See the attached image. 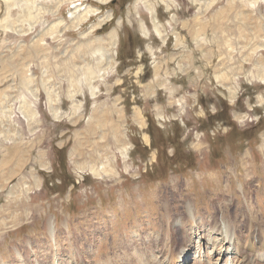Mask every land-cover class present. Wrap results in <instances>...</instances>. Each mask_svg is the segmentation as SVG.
<instances>
[{"label": "rangeland", "instance_id": "1", "mask_svg": "<svg viewBox=\"0 0 264 264\" xmlns=\"http://www.w3.org/2000/svg\"><path fill=\"white\" fill-rule=\"evenodd\" d=\"M224 218L264 263V0H0V264H231Z\"/></svg>", "mask_w": 264, "mask_h": 264}, {"label": "bare ground", "instance_id": "2", "mask_svg": "<svg viewBox=\"0 0 264 264\" xmlns=\"http://www.w3.org/2000/svg\"><path fill=\"white\" fill-rule=\"evenodd\" d=\"M4 2H5V4L7 5L8 3H14V4H17L18 2L19 3H21L22 2V0H3ZM25 1V0H24ZM59 1H61V0H59ZM97 2H100L102 5H104V4H106V3H108L110 0H96ZM27 2V1H26ZM29 2H30V0H29ZM35 2V1H34ZM34 2H33V4H34ZM32 3V2H31ZM56 4V3H55ZM59 4V3H58ZM26 6H27V4H26ZM77 8V7H76ZM84 13H82V14H80V13H77L76 15H75V17H73L74 19H73V21H74V24H75V22H76V24H81L84 20H86L87 18H88V15H90V14H94L95 13V11H98L95 7H90V6H88V7H85L84 8ZM53 12V11H52ZM80 12V11H79ZM74 14V13H73ZM109 17H110V15H106V19H109ZM58 28V27H57ZM64 28V27H63ZM57 32V31H56ZM60 34V33H59ZM58 34V35H59ZM25 162V161H24ZM8 166V165H7ZM184 205H185V211L187 212V216L186 217H181L180 219L182 220V224L184 225V226H186L187 227V225H186V222L190 219V217H191V212H193V217L196 219V215H195V210H194V206H193V204L192 203H190L189 201H185V200H182L181 201ZM197 204V203H196ZM223 205V204H222ZM244 205H248V204H244ZM215 208V207H214ZM213 208V209H214ZM248 208V207H247ZM217 209V211H219L218 210V208H216ZM247 211V210H246ZM251 211V210H250ZM223 212V211H222ZM224 212H225V210H224ZM249 212V211H248ZM204 213V212H203ZM210 213V212H209ZM208 215V214H207ZM151 216V215H150ZM149 216V217H150ZM224 217V216H223ZM172 218V217H171ZM200 218V217H199ZM202 218H204V217H202ZM215 214H212L211 215V219L213 220V222L215 221ZM211 219H209V220H211ZM197 220V219H196ZM202 220H204V219H202ZM206 220V219H205ZM204 220V221H205ZM222 220V219H221ZM227 218H224V220H222L221 221V223H222V225H221V227H220V225L219 224H217V223H215L214 224V228H212V231L214 230V229H216L215 228V226L216 225H219L218 226V229L219 230H221V232H220V235H222V233H224V236L222 237V239H221V243H220V245L221 244H224V243H226L225 245H227V248H225V250H224V253H229L230 251H231V253L233 252L234 253V256H235V258H233L232 260H230L229 262L231 263V264H252L254 261H253V259L252 260H248L247 261V263L245 262V259L248 257V254L245 256V257H243L242 256V252H241V249H242V247L241 246H239V243L237 242H235L234 244H230V237H231V232H229L230 230V226L228 225V224H230V223H228L227 224ZM207 222H210V221H207ZM188 223V222H187ZM220 223V224H221ZM178 225V224H177ZM200 225H201V223H200ZM199 226V225H198ZM176 227V226H175ZM93 228V227H92ZM197 228V227H196ZM200 228V227H199ZM202 229H203V226L201 227ZM211 229V228H210ZM218 230V231H219ZM222 230H224V231H222ZM104 231V230H103ZM177 231H180V230H177ZM264 231V230H263ZM194 232V231H193ZM175 233H176V231H175ZM195 233V232H194ZM216 233V232H215ZM184 235H185V233H184ZM185 237V236H184ZM262 237L264 238V234H262ZM90 239V238H89ZM102 239V238H101ZM261 242V241H260ZM12 243V242H11ZM219 245V244H218ZM248 245L250 246V249L251 250H244V252H246V253H250V252H252L253 251V249L255 248L254 246V244H253V242H249L248 243ZM262 245V244H261ZM107 249V248H106ZM198 249H199V251H201V246L199 245L198 246ZM197 249V250H198ZM70 250V249H69ZM183 251H184V249L182 250V253H183ZM198 251V252H199ZM106 252V251H105ZM255 252V251H254ZM258 252V251H257ZM200 253V252H199ZM80 255V254H79ZM218 255H220L219 253H218ZM225 255V254H224ZM223 255V256H224ZM82 256V255H81ZM91 256H92V254H91ZM70 257V256H69ZM90 258V257H89ZM88 258V259H89ZM96 258V257H95ZM254 258H256V260H263V261H260V263L261 262H264V242H263V246H261V248H260V250H259V252L256 254V256L254 257ZM85 259V258H84ZM248 259V258H247ZM227 260V261H226ZM225 261H224V264H226V262H228V258L226 259ZM74 261V260H73ZM95 261V260H94ZM193 261H195L196 262V259H194ZM218 261H223V259L221 258V257H217V260H216V262H215V264H217L218 263ZM96 262V261H95ZM199 262V261H198ZM85 263V262H84ZM211 264V263H210ZM220 264H221V262H220ZM261 264H264V263H261Z\"/></svg>", "mask_w": 264, "mask_h": 264}]
</instances>
